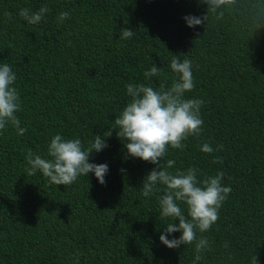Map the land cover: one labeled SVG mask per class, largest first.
I'll use <instances>...</instances> for the list:
<instances>
[{"label": "trees", "instance_id": "16d2710c", "mask_svg": "<svg viewBox=\"0 0 264 264\" xmlns=\"http://www.w3.org/2000/svg\"><path fill=\"white\" fill-rule=\"evenodd\" d=\"M42 6L49 11L38 25L19 16ZM61 11L70 16L58 23ZM187 15L207 19L190 28ZM125 27L134 34L121 40ZM173 55L192 61L195 87L185 98L204 101V123L161 163L174 160L173 173L194 167L198 179L223 172L231 187L216 224L199 234L211 247L199 264H251L255 254L264 264V0L215 12L200 0H0V63L17 75L16 115L27 129L0 131V264H192L194 245L169 249L159 240L171 222L159 215L164 193L145 197L142 187L156 165L125 158L115 130L89 160L108 165L105 185L93 173L56 186L25 172L27 150L48 158L55 135L87 148L114 127L131 99L126 85L170 86ZM152 64L163 74L146 79ZM203 143L223 150L204 153Z\"/></svg>", "mask_w": 264, "mask_h": 264}, {"label": "clouds", "instance_id": "9594fccd", "mask_svg": "<svg viewBox=\"0 0 264 264\" xmlns=\"http://www.w3.org/2000/svg\"><path fill=\"white\" fill-rule=\"evenodd\" d=\"M200 2L215 12L221 6L233 3V0ZM48 11L47 6L40 7L38 11L23 8L19 11V16L30 25H38ZM5 16L12 18L7 12ZM69 16V12L61 11L57 16V22L62 23ZM183 19L188 27L194 28L203 24L207 16L187 15ZM133 34V30L122 28L119 39L128 40ZM169 67L175 73V79L170 86L166 87L161 83L159 88L154 89L143 83L126 85L127 95L131 99L116 116L114 127L105 131L103 136L95 135V139L87 148L79 138L65 139L57 134L48 145V158L36 154L31 149L27 150L25 159L28 166L25 172L28 176H34L39 171L47 178L49 184L56 186H70L79 177H87L89 173H93L97 181L105 185V176L109 172L108 165L92 163L89 160L93 152L98 153L108 147L107 138L115 130L117 138L124 143L127 150L125 158L128 156L139 158L156 165L146 175L142 187L145 197H149L157 190L164 193L159 196V215L171 222L166 223L167 227L159 236L160 242L169 249H176L181 245H194L192 264H199L204 258V253L211 250L209 240L199 234L209 231L216 224L219 210L231 193V187L223 185V172L198 179V170L194 167L176 170L173 173L170 169L175 166L174 160L169 159L161 163L169 151V146L172 149L183 150L184 141L202 134L204 123L200 115L204 101L185 98V93L191 92L195 87L192 61L188 58L181 60L173 55ZM162 74L161 67L152 64L150 69L144 72V77L147 79ZM16 80L17 75L12 66L0 63V131L11 124L17 135H23L27 129L20 127V120L16 115L21 110L20 93L14 86ZM222 150L223 145L213 148L209 143H203L200 146V151L207 154ZM220 162V157L213 160V163ZM158 185L163 187L158 189ZM180 204H184L186 209H182ZM176 232L181 233L179 238L169 239V236ZM223 247L227 249L229 243L226 241ZM257 262L258 257L255 254L252 256L251 264ZM76 264H79L78 257Z\"/></svg>", "mask_w": 264, "mask_h": 264}]
</instances>
